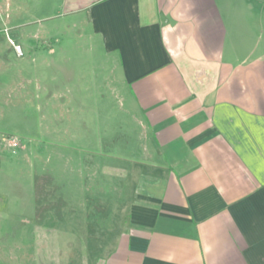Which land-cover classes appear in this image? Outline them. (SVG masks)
I'll return each instance as SVG.
<instances>
[{
	"label": "crops",
	"instance_id": "crops-1",
	"mask_svg": "<svg viewBox=\"0 0 264 264\" xmlns=\"http://www.w3.org/2000/svg\"><path fill=\"white\" fill-rule=\"evenodd\" d=\"M22 15L47 65L74 44L109 56L142 148L124 159L135 190L101 253L74 244L64 187L37 191L33 172L12 198L13 232L0 228V264H264V0L1 2L0 22Z\"/></svg>",
	"mask_w": 264,
	"mask_h": 264
},
{
	"label": "rangeland",
	"instance_id": "rangeland-1",
	"mask_svg": "<svg viewBox=\"0 0 264 264\" xmlns=\"http://www.w3.org/2000/svg\"><path fill=\"white\" fill-rule=\"evenodd\" d=\"M17 18L20 23L11 17L0 22V131L12 140L2 155L13 162L0 166V194L8 195L7 208L3 203L0 208L1 232H13L7 228L9 212L17 207L12 198L30 189L34 172L37 191L64 187L67 231L74 244L91 239V247L101 253L102 241L126 220L135 190L136 161L124 159L137 157L142 144L129 89L120 71L111 70L109 56L92 53L87 43L66 48L47 65L30 48L25 15ZM14 45H20L22 55ZM60 93L63 99L57 98ZM91 153L98 161L90 160ZM58 175L65 182L60 184Z\"/></svg>",
	"mask_w": 264,
	"mask_h": 264
},
{
	"label": "built area",
	"instance_id": "built-area-1",
	"mask_svg": "<svg viewBox=\"0 0 264 264\" xmlns=\"http://www.w3.org/2000/svg\"><path fill=\"white\" fill-rule=\"evenodd\" d=\"M10 41H12V40H10ZM14 47H15L17 54L22 55V49H21L20 45H14ZM13 143H14V141H13Z\"/></svg>",
	"mask_w": 264,
	"mask_h": 264
}]
</instances>
